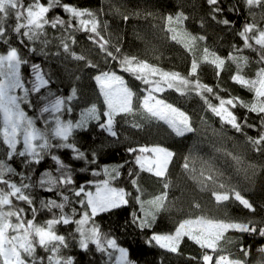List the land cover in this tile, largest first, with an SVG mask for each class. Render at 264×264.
Returning <instances> with one entry per match:
<instances>
[{
  "label": "trees",
  "instance_id": "trees-1",
  "mask_svg": "<svg viewBox=\"0 0 264 264\" xmlns=\"http://www.w3.org/2000/svg\"><path fill=\"white\" fill-rule=\"evenodd\" d=\"M30 2L31 0H23L25 6ZM41 2L46 4L47 0ZM63 2L98 13L100 20L107 22L108 25L106 30H101V34L110 40V50H113L111 46L121 48L118 56H134L160 69L176 71L184 76H188L193 58L201 60L205 47L210 52L225 58V66L219 70V76L216 75L217 70L214 66L201 63L197 72L198 78L202 84L212 87L221 98H238L234 100L237 107H231V110L238 120L243 121L247 117V123L256 127L245 126L242 132H237L231 126L223 124L194 92L186 96H181L174 89L153 93L183 109L190 117L195 131L177 137L163 122L154 120L145 123L142 129H134L130 123H125L122 118L117 117V137H109L97 127L95 121L89 124L87 130L76 132L75 143L85 153V160H74L72 151L65 149H55L39 164L33 163L31 166L22 164L23 158L15 157L10 163L18 175L12 176L11 179L17 184L22 179L19 174L31 176V180L24 181L30 184H36L46 172L54 177L59 176L56 171L58 166L51 159V155H57L63 163L70 166L75 181L71 185H59L54 191H48L38 185L26 190V193L33 198V205L29 206L14 200L17 207L25 209L24 218L32 219L31 208L34 207L37 209L35 222L43 224L52 218V213L41 208V201L55 199L59 203L62 202V195H67L71 202L65 208V212L71 213V208L75 207L78 214L73 219H79L80 205L76 203L78 198L75 197L74 192L79 190L80 186L90 190L95 182L108 179L104 173L105 167L111 169L123 165L119 169V178L112 180L111 184L125 189L126 193H131L130 196H126L129 202L109 213L98 215L95 217V223L103 233L115 238L118 245L128 249L129 259L134 264H202L201 257L205 250L187 237L179 242L177 252H170L154 243L152 245L145 243L146 238L152 233L173 232L184 219L204 215L233 221L264 222V150L254 151L247 139L249 136H258L260 121L255 113H250L246 108L239 106V101L250 103L253 100V93L231 79L236 74L237 68L235 63L226 59L230 53L248 57L249 63L242 69L246 78H254L256 71L264 67V63L260 62L259 51L245 48L242 38L237 34L246 23H254L258 28L264 29V4L249 9L244 0H222L224 11L217 15V20L230 21L229 25H223L211 19L206 0H63ZM232 5H235L236 11H229ZM177 13H183L187 17L182 24L172 25L178 32L183 29L193 36L205 37L204 40L196 41L191 50L172 40V33L167 31L166 17L170 15L174 17ZM124 15L129 17L127 21L123 19ZM47 16L50 19L56 16L69 19L68 14L59 7L52 9ZM14 23V19H9L7 22L8 44L0 43V53L5 52L9 46L20 48L22 55L30 64L39 63L45 72L51 74L50 88L59 95H70L71 89L75 88L76 98L71 101L73 112L66 118L79 119L80 112L93 104L102 111L105 110L103 96L94 79L101 71H116L124 76L127 85L136 93L134 106L138 105L146 95L149 86L123 73L118 61L106 58L105 53L89 38L91 33L78 29L65 32L60 28L53 29L46 26L49 40L46 47L39 42L36 44L27 42L28 47H24L19 44V38L10 30ZM62 36L67 38L66 42L71 52L85 56L88 62L97 67H86L84 61L74 60L69 54L64 53L59 46ZM250 43L259 49L254 41ZM31 48H36V51L32 52ZM237 48L240 49L239 53L235 51ZM30 64L21 69L25 79L30 76ZM205 95L209 96L213 104L218 105L219 101L212 94L205 93ZM25 110L29 115L36 113L34 108H25ZM37 125L44 128L43 120L38 121ZM155 144L165 146L174 153L164 177H156L152 173L140 171L135 164V155L139 153L127 151L129 147L139 148L143 145ZM93 153L96 154L95 163H88ZM2 156L3 147H0V157ZM233 157H238L239 162ZM185 163L189 165L188 169L184 168ZM129 170L138 175L130 177ZM93 171L98 172L99 175L93 176ZM201 172L204 173L203 176L200 175ZM209 173L217 183H224L240 191L253 204L255 212L243 208L231 194L228 201L218 205L212 190L226 189H218L215 184L207 181L206 177ZM132 179L137 180L139 192L137 187L132 185ZM169 181L170 187L164 189V183ZM201 182L208 185L206 190L201 189ZM164 192H167L168 210L158 214L151 229L141 231L132 223L133 213L137 216L143 215L135 197L140 195L141 200L146 201ZM196 204L200 207L196 208ZM54 211L59 214V210ZM75 228L74 223L56 226L57 233L68 237L69 240V247L63 250L65 256L74 257L75 264H115L114 259L110 261L106 253L96 251L94 245H90V250L87 252L76 247L69 235L74 233ZM220 246L223 254L230 255L232 259H246L247 264H257L258 260H264V256L257 251L264 246V238L255 234H241L230 230L221 240ZM242 246L250 249L248 257H244L243 252L239 250ZM207 251L213 254L211 249ZM38 254L45 255L42 249H38ZM213 255L215 259L216 254Z\"/></svg>",
  "mask_w": 264,
  "mask_h": 264
},
{
  "label": "snow or ice",
  "instance_id": "snow-or-ice-1",
  "mask_svg": "<svg viewBox=\"0 0 264 264\" xmlns=\"http://www.w3.org/2000/svg\"><path fill=\"white\" fill-rule=\"evenodd\" d=\"M244 3L251 9L264 4V0H244ZM206 4L209 6L211 19L217 20V15L224 11L222 0H206ZM57 7L68 14V20L60 16L51 19L47 16L52 9ZM229 11H236L235 5H232ZM9 19H14V26H11L10 30L19 38V44L24 47H28L27 42L31 44L39 42L46 47L49 44L46 26L53 29L60 28L65 32L73 29L89 32L92 34L89 38L105 53L106 58L118 61L123 73H127L134 80L141 81L149 87L146 89L148 95L134 106L136 93L127 85L124 76L118 75L116 71H101L94 79L103 96L105 110L102 111L93 104L80 112L79 119H68L66 117L73 112L71 101L76 98L75 88L71 89L70 95H59L50 88L51 74L45 72L39 63L30 64L29 60L22 55L20 48L9 46L5 52L0 53V147H3V156L0 157V264H75L74 257L63 254V250L69 247L68 237L56 231L57 225L71 223H74L76 228L74 233L69 235L80 250L87 252L90 250V245H94L96 251L106 253L110 261L114 259L115 264H134L129 259L128 249L118 245L115 238L103 233L99 225L95 223V217L98 215L109 213L129 202L126 196H130L131 193H126L123 188L111 186V181L119 178V169L123 165H117L111 169L105 167L104 173L108 179L97 183L95 192L86 191L84 186H80L79 190L74 192L75 197L78 198L76 203L80 205L79 219H73L78 214L75 207L71 208V213L65 212V208L71 202L69 196L57 193L62 195V202L58 203L55 199L41 201V208L52 213V218L43 224H37L35 222L37 209L32 207V219L26 220L24 218L25 209L17 207L14 200L31 206L33 198L26 193V190L38 185L48 191H54L59 185L74 184L72 169L63 163L60 157L51 155V159L58 166L56 171L59 176L54 177L46 172L41 175L36 184H30L24 181L31 180V176L19 174L22 179L17 184L11 179L18 173L10 161L15 157H20L23 158L21 163L24 165L39 164L55 149L71 150L74 160H85V153L75 143L76 132L87 130L89 124L95 121L97 127L106 132L109 137H117V117L122 118L125 123H130L134 129H142L145 123H151L154 120L163 122L177 137L195 131L190 117L184 111L153 95L165 89H174L181 96L194 92L201 97L207 109L219 117L223 124L231 126L237 132H242L245 126L256 127V125L247 123V117L243 121L238 120L234 112L227 107L230 105L236 108L237 104L234 100L238 98L223 99L214 92L212 87L202 84L198 78L197 72L201 63L214 66L217 70L216 75L219 76V70L225 66V58H221L215 52H210L205 47L201 60L193 58L190 72L188 76H184L176 71H164L134 56H118L121 48L111 46L113 50H110V40L101 34L102 29H107V22H102L98 13L64 3L63 0H47L46 4L41 0H31L26 6L23 0H0V43L3 44H8L7 22ZM123 19L127 21L129 17L124 15ZM186 19L183 13H177L174 17L171 15L166 17L167 31L172 33V40L191 50L196 41L204 40L205 37L193 36L183 29L177 32V28L172 26L173 24L180 25ZM217 23L229 25L230 21L221 19L217 20ZM237 34L242 38L245 48L259 51L260 62L264 63V29L258 28L254 23H246ZM66 39L62 36L59 45L64 53L69 54L74 60L84 61L86 67H97L88 62L85 56L71 52ZM250 41H254L259 49H256ZM30 50L35 52L36 48ZM235 51L239 53L240 49L237 48ZM226 59L236 64L237 72L231 79L253 93V100L250 103L239 101V106L246 108L250 113H255L259 118L258 136H249L247 139L253 150L260 152L264 150V67L256 71L254 78H246L242 69L249 63L248 57L230 53ZM29 64L30 76L25 79L21 74V69ZM154 77L159 78L154 79ZM192 78L195 80L193 81ZM18 90L23 94L18 95ZM205 93L212 94L219 101L218 105L213 104ZM25 108H34L36 113L30 116ZM40 120H43L44 128L37 126ZM127 151L139 153L135 155V164L139 170L152 173L156 177L165 176L167 166L174 155L173 152L158 145L129 147ZM148 153L151 155H145ZM95 155L93 153L92 159L87 162L95 163ZM233 159L239 162L238 157H233ZM184 168L188 169L189 165L185 163ZM92 175H99V173L93 171ZM128 175L131 177L138 173L129 170ZM200 175L203 176L204 173L201 172ZM206 180L215 184L218 189H226L225 191L212 190V195L218 205L228 201L231 194L243 208L255 212L253 204L240 191L224 183H217L211 173ZM131 183L137 187V192H139L137 180L132 179ZM163 187L168 189L170 181L165 182ZM207 188L208 185L201 182V189L206 190ZM166 199L167 192L146 201L141 200L140 195H137L135 200L140 205L143 215L137 216L133 213L132 223L141 231L151 229L158 214L168 210ZM195 207L200 206L196 204ZM54 210H59V214L57 215ZM230 230L241 234H255L264 238V222L233 221L200 215L195 219H184L175 228L173 234L152 233L146 238L145 243L148 245L154 243L170 252H177L179 242L187 237L205 250L201 257L202 264H247L246 259H232L230 255L223 254L220 242ZM38 249H42L45 255H39ZM208 249L216 254L215 259L213 254L208 253ZM239 250L243 252L244 257L250 254V249L243 246ZM257 251L264 256V246ZM257 264H264V260H258Z\"/></svg>",
  "mask_w": 264,
  "mask_h": 264
},
{
  "label": "rangeland",
  "instance_id": "rangeland-1",
  "mask_svg": "<svg viewBox=\"0 0 264 264\" xmlns=\"http://www.w3.org/2000/svg\"><path fill=\"white\" fill-rule=\"evenodd\" d=\"M178 32V31H177ZM3 53V52H2ZM163 70V69H162ZM164 71H166V70H164ZM118 75H122L120 72H116ZM159 77H154V79H158ZM125 79V78H124ZM17 94L18 95H22L23 93L22 92H20L19 90H18V92H17ZM148 95V92L146 93V95L145 96H147ZM157 99H162V98H160L159 96H157V95H155V94H153ZM167 102V101H166ZM169 103V102H168ZM175 106V105H174ZM177 107V106H176ZM227 107L229 108V110H231V106L230 105H227ZM182 111H184L183 109H181ZM26 111V110H25ZM232 111V110H231ZM185 112V111H184ZM186 113V112H185ZM187 114V113H186ZM188 115V114H187ZM31 116V115H30ZM38 126V125H37ZM39 127V126H38ZM19 146V145H18ZM143 146H148V147H152V146H157V144H155V145H143ZM158 146H160V147H164V148H166V149H168L169 151H171V149H169V148H167V147H165V146H162V145H158ZM172 152V151H171ZM145 155H151L150 153H148V154H145ZM99 182H101V181H99ZM99 182H95V184L93 185V188L92 189H90V190H86V191H92V192H95V186H96V184L97 183H99ZM111 186L112 187H116V186H114V185H112L111 184ZM117 188H119V187H117ZM196 217H193L192 219H195ZM89 223H91V222H89ZM175 231V230H174ZM174 231L173 232H170V233H156V234H173L174 233Z\"/></svg>",
  "mask_w": 264,
  "mask_h": 264
}]
</instances>
